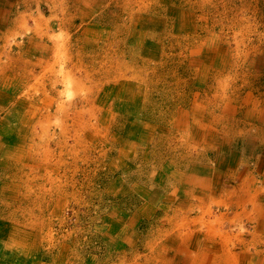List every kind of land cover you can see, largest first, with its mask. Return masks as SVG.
Here are the masks:
<instances>
[{"label": "rangeland", "instance_id": "1", "mask_svg": "<svg viewBox=\"0 0 264 264\" xmlns=\"http://www.w3.org/2000/svg\"><path fill=\"white\" fill-rule=\"evenodd\" d=\"M33 3L25 13L44 15L39 25L49 31L41 39L50 50L42 56L53 81L41 78V62L24 89L41 97L34 123L29 115H9L32 106L23 93L1 110L0 135L17 143L0 144V154L11 157L0 159V264H140L145 252L184 256L181 242H168L167 228L177 238V227L164 225L175 211L159 206L178 205L172 170L210 165L217 152L228 161L225 177L264 179V0ZM189 114L192 124L196 115L200 125L214 126L217 142L192 140L191 123L183 125ZM16 148L22 160L13 158ZM139 187L160 199L150 219L135 217ZM129 188L135 190L120 195ZM136 222L141 237L122 247L112 228Z\"/></svg>", "mask_w": 264, "mask_h": 264}, {"label": "crops", "instance_id": "2", "mask_svg": "<svg viewBox=\"0 0 264 264\" xmlns=\"http://www.w3.org/2000/svg\"><path fill=\"white\" fill-rule=\"evenodd\" d=\"M30 1L32 6L35 0H0V115L2 113L1 110L6 109L7 105L18 103V99L22 98L21 94L23 93L26 97V99L24 98L25 101L32 100H29L26 104L31 103L32 106H16L12 109V114L9 115H29L34 123L35 118L42 113V107L39 103L41 97L37 93L28 92V95H26L24 89L31 85V80L34 79L36 74H39V72L36 73V70L40 69L41 62H45L42 65L45 68V73L43 75L40 74L41 78L48 81L53 80L48 78L47 75L46 65L48 66L49 62L45 58L43 60L42 56V51L45 49L50 50V46L46 45L41 39V37L43 38L42 32L46 35L49 30L41 31L39 21L42 19V12L36 15L30 14L29 16L25 13L24 5H28ZM36 1L41 5L43 1L48 0ZM70 1L59 0V2L65 4L70 3ZM68 8H66L65 12H68ZM29 18L34 21L33 27L28 24L27 20ZM63 18L73 19L74 17L63 16ZM35 21H37L36 24ZM56 72L54 70L52 73L56 74ZM36 80L41 84L42 81L39 77ZM32 86L34 90L35 88L39 91L41 89L40 86H36L35 80ZM44 86L46 87V85ZM42 90V93L51 96L47 88H42ZM46 98L50 99L47 96ZM37 99L39 102H37ZM35 102L37 103L35 104ZM180 114L181 110L177 109L175 114L177 115L175 118L176 125H179L178 116L180 117ZM189 115L191 116L187 118L188 123L184 119L183 125L187 126L191 123L190 126L193 132L189 136L192 137V140L198 144L202 141L206 143H209V141L217 142L216 136L219 132L214 126H207L206 128L204 123L200 125L195 114L192 124V114ZM25 131L27 130L24 129L23 133ZM5 136L4 131V136L1 137L0 135L1 145L5 143L7 147V145L12 144V141L15 144L17 143L14 140L5 139ZM226 142L228 148L232 147L229 143L230 141ZM206 147L208 146L206 145ZM17 151L16 156L13 157L16 160L22 157L19 149ZM225 156H221L216 152L214 162H211L210 165L204 162L199 164L192 163L190 167H184L179 172L169 171L171 177L176 181L175 194L178 196V205L176 207L171 204H160V199L152 198V196L156 195L154 190L141 187H139V190L136 189L140 193V205L136 209L135 217L140 218L142 216L144 219L154 217L153 215L158 213L156 206L155 208L153 207L154 204H160L159 206L162 210L167 211V213L173 208L175 215L172 216L171 221L167 220L164 225L168 226L171 223V226L175 225L177 227V238L174 235L175 229L173 227L167 228V237L170 238L169 234L172 235L168 242L174 244H180L181 242L185 252L184 256L179 253L173 256L169 253L158 256L156 254L153 255L151 252H145L146 254H144V257L142 256L140 264H157L153 260L163 261L170 257L177 260L176 264L182 263L183 259L188 260L186 264H192V261L193 264H201V260H204V258L212 261L208 264H264V179L258 178L259 176L250 177L248 174V176H245L244 173L238 175L233 173L230 174L231 176L225 177L221 173L223 172L222 170L225 172V167L228 168V161H226ZM9 157L5 153L0 154V159L9 160ZM23 158L24 156L21 160ZM251 180L252 183H250ZM123 190L124 193L120 191L121 196H126L135 189ZM170 193L174 194L173 190ZM161 195L162 193L158 197ZM244 195L249 196V200ZM217 203L223 207L215 210L214 205ZM144 219L140 220L144 221ZM182 220L183 223L179 224ZM136 225L137 222L131 226L132 228H112L113 231L117 228L115 231L119 235H116V238H118L122 247L123 244L134 246L138 242L141 234L138 233ZM233 227H238V231L234 232ZM164 235L162 233V239ZM181 238L184 240L182 241ZM125 249L121 248L120 250L125 251ZM138 259L139 257H136L135 260L138 262Z\"/></svg>", "mask_w": 264, "mask_h": 264}, {"label": "bare ground", "instance_id": "3", "mask_svg": "<svg viewBox=\"0 0 264 264\" xmlns=\"http://www.w3.org/2000/svg\"><path fill=\"white\" fill-rule=\"evenodd\" d=\"M8 150V149H7ZM0 151H1V149H0ZM14 151V150H13ZM12 152V151H11ZM13 153V152H12ZM17 153V152H16ZM6 154V153H5ZM239 191V190H238ZM244 194V193H243ZM242 194V195H243ZM241 198V197H240ZM237 202V201H236ZM238 203V202H237ZM229 207V206H228ZM230 208V207H229ZM228 214V213H227ZM226 215V214H225ZM253 215V214H252ZM250 218V217H249ZM256 218V217H255ZM259 218V217H258ZM207 220V219H206ZM241 221V220H240ZM221 228V227H220ZM198 229V228H197ZM198 232V231H197ZM198 234V233H197ZM200 234V233H199ZM211 238V237H210ZM183 240V239H182ZM190 240V239H189ZM189 243V242H188ZM196 243V242H195ZM227 243V242H226ZM230 244V243H229ZM199 245V244H198ZM193 247V246H192ZM222 254V253H221ZM221 254H219V255H221ZM196 259V258H195ZM198 262H199V260H198ZM212 261H210V259H208V258H204V260H201V264H208V263H211ZM225 263H226V261H225ZM195 264H199V263H195Z\"/></svg>", "mask_w": 264, "mask_h": 264}]
</instances>
